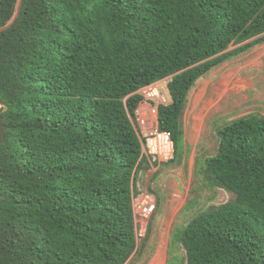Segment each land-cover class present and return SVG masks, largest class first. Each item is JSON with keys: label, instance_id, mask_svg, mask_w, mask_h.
<instances>
[{"label": "trees", "instance_id": "1", "mask_svg": "<svg viewBox=\"0 0 264 264\" xmlns=\"http://www.w3.org/2000/svg\"><path fill=\"white\" fill-rule=\"evenodd\" d=\"M263 44L264 0H0V264L139 256L150 231L139 247L133 199L149 165L138 91L170 78L158 126L175 163L197 81ZM217 136L201 172L232 198L200 209L171 243L184 264H264V117Z\"/></svg>", "mask_w": 264, "mask_h": 264}, {"label": "rangeland", "instance_id": "2", "mask_svg": "<svg viewBox=\"0 0 264 264\" xmlns=\"http://www.w3.org/2000/svg\"><path fill=\"white\" fill-rule=\"evenodd\" d=\"M169 81L160 82L161 95L168 104ZM249 115L264 117V44L217 67L191 90L182 117V159L143 171L140 189L155 197V210L148 220L135 218L143 230L139 247L148 227L150 233L143 251L129 264H166L171 257L173 264H184L185 250L171 243L176 229L183 228L200 209L232 198L222 189L209 187L201 172L205 159L218 151L217 129ZM187 203L190 209L185 208Z\"/></svg>", "mask_w": 264, "mask_h": 264}, {"label": "built area", "instance_id": "3", "mask_svg": "<svg viewBox=\"0 0 264 264\" xmlns=\"http://www.w3.org/2000/svg\"><path fill=\"white\" fill-rule=\"evenodd\" d=\"M141 102L135 111L133 124L140 136L143 146V155L146 156L150 168L159 167L170 162L175 157V142L170 132L159 130L158 117L159 106L167 105V100L161 95L160 82L146 86L139 90ZM139 174L136 182V190L139 194L133 199L135 218H139V222L148 220L155 210V197L149 195L140 189ZM139 236L143 234L140 229ZM142 236V235H141Z\"/></svg>", "mask_w": 264, "mask_h": 264}, {"label": "water", "instance_id": "4", "mask_svg": "<svg viewBox=\"0 0 264 264\" xmlns=\"http://www.w3.org/2000/svg\"><path fill=\"white\" fill-rule=\"evenodd\" d=\"M3 107L0 106V145L5 142L6 132L8 131V127L4 124V118L2 116Z\"/></svg>", "mask_w": 264, "mask_h": 264}, {"label": "clouds", "instance_id": "5", "mask_svg": "<svg viewBox=\"0 0 264 264\" xmlns=\"http://www.w3.org/2000/svg\"><path fill=\"white\" fill-rule=\"evenodd\" d=\"M163 81V80H162ZM159 82H161V81H159ZM159 82H156V83H159ZM156 83H154V84H156ZM151 85H153V84H151ZM149 86V85H148ZM146 87V86H145ZM144 88V87H143ZM142 89V88H141ZM138 93H139V91H138ZM140 95V94H139ZM141 96V95H140ZM168 105V104H167ZM160 130V129H159ZM175 158V157H174ZM172 161V160H171ZM170 161V162H171ZM169 163V162H168ZM168 163H165V164H168ZM164 164V165H165ZM150 167V166H149ZM142 175H143V172H141V177H140V186H141V178H142ZM138 178V177H137ZM136 182H137V180H136ZM150 194V193H149ZM139 237H142V236H139V225H138V238Z\"/></svg>", "mask_w": 264, "mask_h": 264}]
</instances>
